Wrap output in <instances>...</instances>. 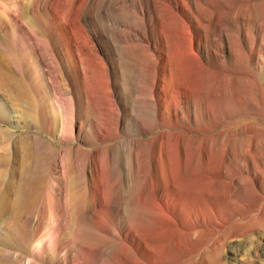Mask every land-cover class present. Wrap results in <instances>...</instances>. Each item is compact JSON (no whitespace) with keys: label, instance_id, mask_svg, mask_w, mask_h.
Wrapping results in <instances>:
<instances>
[{"label":"rangeland","instance_id":"374dc122","mask_svg":"<svg viewBox=\"0 0 264 264\" xmlns=\"http://www.w3.org/2000/svg\"><path fill=\"white\" fill-rule=\"evenodd\" d=\"M48 1L0 0V197L7 194L0 215V264H100L93 256L100 251L107 255L108 264H264V185L254 187L252 179H247L242 171L248 156V140L253 138L264 149V0H209L202 13L205 40L202 50L198 44L199 30L187 23L176 28L175 34L184 44L178 47L177 37L173 38L169 57L163 53L168 51L166 43L159 46L156 64L159 77H165L168 66L180 83H188L191 92H198L202 86L207 97L203 185L187 181L182 175L186 169L181 160L189 147L187 134L180 132L176 139L164 140L166 167L151 156L156 163L152 173L155 175L157 170V193L150 213L149 187L140 179V170L143 143L154 133L144 134L136 122L128 120L123 122V133L106 131L108 143L136 140L139 160L126 161L124 151L119 149L112 188L107 187L105 178L112 171L110 156L101 162L94 177L77 169V187L73 188L79 197L78 233L83 242L76 256L69 245L66 229L69 220L58 219L67 188L60 155L56 162L52 160L51 136L29 116L31 99L37 105L46 103L52 113L54 105L66 106L72 98L73 70L64 62L68 43L58 25L62 14L59 10L55 14L56 35L52 39L45 27L46 22L50 23L46 13ZM179 3L185 6V0ZM171 8L169 0H155L157 21H163ZM67 17L74 18L71 14ZM76 35L80 36L78 42L91 52L89 61L102 63L103 55L92 35L83 31ZM126 47V58L121 59L125 61L119 63L123 73L120 71L116 77L120 89L127 86L132 60L138 58L142 67L149 59L141 55L138 42L130 37ZM75 59L85 90L91 94L92 88L99 89L104 100L110 102L103 69L91 68L85 77L79 57L75 55ZM142 72L143 69L140 76ZM163 85L158 84L156 94V103L161 108L166 97L162 90L167 87ZM181 91L176 89L177 98L169 93V98H174L173 104L176 100L181 106L184 104L179 98ZM173 117L186 124L180 112ZM177 130L184 131V127ZM60 136L58 131L55 143ZM76 136L75 127L72 137L84 147L82 139ZM59 148L63 146L60 144ZM84 178L89 180L88 187H83ZM20 182L24 187L19 189L15 186ZM13 186L15 189H10ZM16 189L20 190L18 198H21L13 208ZM88 208L95 209V231L83 222L82 215ZM148 213L153 229L144 241L133 246L129 236L133 234L140 240L133 233L134 222ZM114 223L122 228L131 223L120 234L119 242L109 234V226Z\"/></svg>","mask_w":264,"mask_h":264},{"label":"bare ground","instance_id":"6f19581e","mask_svg":"<svg viewBox=\"0 0 264 264\" xmlns=\"http://www.w3.org/2000/svg\"><path fill=\"white\" fill-rule=\"evenodd\" d=\"M169 1L172 8L168 10L163 21H157L155 0L48 1L46 13L50 17V23L47 24L46 22L47 26L45 27L48 30V36L52 39L56 35L54 26L57 25V18L55 14L57 10L62 14V20L58 21V25L62 28L65 35L64 39L66 37L68 43V45L66 44L67 47L64 52V62L68 69L73 70V80L71 82L72 98L66 103V106H57V104L56 107L53 104L55 109H52V113H50V109L46 103L42 102L40 105H37L35 101H33L34 99H31L28 106L29 111L31 112L29 116L36 121L37 125L47 129L46 135H49L52 138L49 141L52 160L56 162L57 156L60 155L62 174L65 178V187L67 188L63 210L58 219L61 217H67L69 220V226H67L66 229L73 256H76L75 254L78 253L77 251L83 242L80 240L78 233L80 211L77 205V198L79 197L73 188L77 187V169L81 168L84 175L90 174L91 177H94L96 171L101 166V162L106 161V157L110 156L108 158L112 171L110 170L108 176L105 178L107 187L112 188L115 187L113 178L116 173L113 171L115 170L118 161L119 149L121 148V151H124L123 155L126 161L138 163L137 161L139 160L137 156L138 150L135 145L136 140L130 138L127 142L123 143H108L109 141L107 140L109 137L105 134L106 131L112 129L123 133V122L128 120L129 123L136 122L137 126L144 130V134L154 133L152 138L146 139L145 143H143L142 169L140 170V179L147 187H149L148 192H150V194L148 197V207L150 213L153 212L152 205L157 193L155 189V187H157L155 184L157 170H155V175L152 173L156 163L152 161L151 156L154 158L157 157L161 160L160 164H162L163 167H166L167 145L164 140L176 139L180 132L184 135L187 134L186 136L189 147L187 149L186 157L184 160L183 158L181 160L186 169L182 175L187 181L193 183L197 182L199 185H203L205 182V128L208 118L207 97L201 90L202 86L198 92H191L188 83L186 81L180 83L179 80L174 77L168 66L167 69L164 70L165 77H162L161 79L158 75L156 64L157 57L160 55V44L163 42L166 43L168 51L163 53L167 57L171 54L169 48L171 47L173 38L177 37L176 45L178 47L181 46V44H184L180 43L179 35H176V28L181 27V25L186 23L199 30V36L197 35L199 37L198 44L199 49L202 50L205 41L202 29L204 21L203 12L206 4H209L207 2L209 0H185V8L181 6L179 0ZM69 14L75 19L68 20L67 16ZM76 31L79 33L83 31L92 35L96 41L97 49L103 55L102 63H96L94 57L93 62L89 61L91 59V52L88 48L82 46L78 42L77 37L80 36L76 35ZM129 37L138 42L141 55L149 57V59L146 65H142V67L144 66L143 68L139 64L140 61L136 60L138 58L133 59L131 64L130 62H126V64H130L129 68H131V74L127 77L126 88L124 87L120 89L116 77L120 71L123 73V70H120L119 68V63L121 64V62L125 61H121V59L124 56L126 58V44H128ZM71 47L74 49L73 51L70 49ZM60 50H62L61 47ZM75 55L79 57L82 75L85 77L86 73L88 74L87 71L89 69L91 71V68L98 67L103 69L105 74L104 77L106 78V86L111 97L108 99L110 102H106V99L104 100V93L102 94L99 89L92 88L91 94L85 90L81 80L82 77L77 71L78 64ZM85 56L88 57L87 63L84 62L83 57ZM142 69L143 75L140 76V71ZM160 82L164 84L163 86H167L162 90L164 96H166L164 99L165 106H162L163 108L156 103V94L159 93L158 84ZM177 88L182 89L179 95V98H181L184 103L182 106L181 104L176 103L177 100L175 101V104H173L174 98L178 97V95L175 94ZM170 92L171 94H175L174 98H169ZM90 95H92L93 98H91ZM109 105L111 106L112 111ZM177 112L182 114V121H185V125H182L183 122H181V119L173 117V114ZM181 126L184 127V131L177 130ZM75 127L77 128L76 139H82V145L84 147L80 146L77 142L75 143V139L72 137ZM58 131L61 132V136L55 143L54 138ZM123 136L128 137L126 134ZM60 144L63 148H59ZM93 146H97L98 148H93ZM247 146L248 156L245 159V163L242 165V171L247 174V179H252L251 181L253 182L254 187L257 185L262 187L264 185V149L260 148L253 138L248 140ZM101 169L103 170V166ZM21 170L24 171V168ZM83 182V187H88L90 184L89 180L86 178H84ZM15 187H19L20 189V187L24 186L22 185V182H20ZM10 189L13 190L15 188L13 186V188L11 187ZM19 189H16L17 191L14 190V194L17 196H15L13 201V208L17 205L18 199L21 198H18L19 193H21ZM191 196L192 195H190V197ZM6 199L7 194L4 193L0 197V215L1 206ZM94 210L93 208H88L84 215H82L84 216L82 218H85L83 221L85 225L89 226L90 229L92 228L93 231H95V226H93ZM108 211L112 212L110 208ZM53 220L56 222L57 217H54ZM10 223H12V221ZM129 224L131 223H128L126 227L122 228L120 224L114 223L109 226V229L111 230L109 234L119 242L121 241L120 234L123 230L130 228ZM152 226L153 224L149 213L142 219H137V221L134 222L132 230L140 240L135 238L132 234L129 236L132 245L138 246L140 241H144L147 233L152 231ZM105 239L103 241H105ZM93 241L94 240H92V242ZM127 249L130 252L132 251L130 247ZM131 255L132 258H134L133 252H131ZM93 256L100 264H108V261H106L107 255L105 253L101 251L98 253L95 252ZM117 259L119 260L118 257ZM114 260L116 259L114 258Z\"/></svg>","mask_w":264,"mask_h":264}]
</instances>
